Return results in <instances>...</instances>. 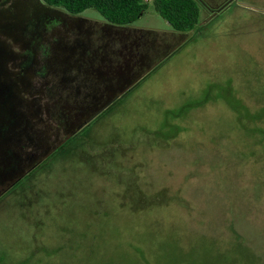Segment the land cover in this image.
<instances>
[{"label":"rangeland","instance_id":"374dc122","mask_svg":"<svg viewBox=\"0 0 264 264\" xmlns=\"http://www.w3.org/2000/svg\"><path fill=\"white\" fill-rule=\"evenodd\" d=\"M145 2L126 27L176 51L88 136L57 148L81 126L41 114L47 142L0 192V264H264V0H202L185 34Z\"/></svg>","mask_w":264,"mask_h":264},{"label":"trees","instance_id":"16d2710c","mask_svg":"<svg viewBox=\"0 0 264 264\" xmlns=\"http://www.w3.org/2000/svg\"><path fill=\"white\" fill-rule=\"evenodd\" d=\"M201 4L202 0H153L155 10L179 34L200 28ZM89 8L107 22L79 16ZM147 9L145 0H0V29L12 32L16 42L15 63L10 65L3 48L0 51V60L8 61L0 65L1 124L6 126L0 142L6 163L9 143H14L19 170L27 149L35 152L47 142L43 112L52 128L65 127L68 133L81 126L57 148L80 133L88 136V124L133 87L132 79L125 77L137 74L144 58L151 56L154 62L160 59L154 60V55L173 49L169 43L164 49L157 46L159 33L126 27ZM12 96L15 124L8 129Z\"/></svg>","mask_w":264,"mask_h":264},{"label":"flooded vegetation","instance_id":"af4514ba","mask_svg":"<svg viewBox=\"0 0 264 264\" xmlns=\"http://www.w3.org/2000/svg\"><path fill=\"white\" fill-rule=\"evenodd\" d=\"M1 48H3V51L6 54L5 59L9 60V64L11 65L12 63H15L16 42L12 32L7 33L6 31L0 29V51ZM6 60H0L2 61L0 62V65L7 66L8 61ZM9 106L8 129H12L14 128L16 114L15 99L13 96L10 99ZM1 115L2 111L0 107V131L6 128L5 125L1 124ZM6 155L7 153L2 151V143L0 142V192L4 190L2 187L8 185L9 182L15 183L17 181V176H19V171L21 170H17L14 143H9L8 145V170L6 169L5 162Z\"/></svg>","mask_w":264,"mask_h":264},{"label":"water","instance_id":"95a60500","mask_svg":"<svg viewBox=\"0 0 264 264\" xmlns=\"http://www.w3.org/2000/svg\"><path fill=\"white\" fill-rule=\"evenodd\" d=\"M232 1V0H231ZM132 84V83H131Z\"/></svg>","mask_w":264,"mask_h":264}]
</instances>
